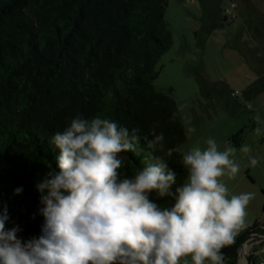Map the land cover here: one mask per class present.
I'll list each match as a JSON object with an SVG mask.
<instances>
[{"label":"trees","instance_id":"trees-1","mask_svg":"<svg viewBox=\"0 0 264 264\" xmlns=\"http://www.w3.org/2000/svg\"><path fill=\"white\" fill-rule=\"evenodd\" d=\"M168 0H0V215L7 209L6 230L19 226L26 242L42 234L44 217L36 184L59 149L52 136L73 118L113 120L138 129L139 148L148 151L150 130L165 137V151L181 148L187 135L173 89L158 90L156 64L174 42L165 19ZM264 90V77L245 93ZM230 140L241 148L243 129ZM182 151L165 156L177 173L176 185L188 177ZM143 152L125 157L121 178H134L145 167ZM157 155H164L158 151ZM22 187L19 195L14 193ZM161 208L175 200L151 194ZM264 234L256 221L234 245L221 251L226 264H237L247 236ZM252 264L256 255L251 254Z\"/></svg>","mask_w":264,"mask_h":264},{"label":"clouds","instance_id":"clouds-1","mask_svg":"<svg viewBox=\"0 0 264 264\" xmlns=\"http://www.w3.org/2000/svg\"><path fill=\"white\" fill-rule=\"evenodd\" d=\"M138 132L99 116H77L56 132L51 143L59 149V170L49 164L36 184L43 205L42 234L22 241L18 225L6 230L4 209L0 264H189L188 257L191 264H226L221 250L234 245L247 227L246 210L255 195L229 198L223 178L233 180L239 174L240 165L232 158L237 150L221 151L209 138L206 148L183 152L188 177L173 191L177 173L165 156L181 150L165 151V137L153 126L152 138L144 137V151ZM255 132L259 135L261 129ZM240 151L248 155L250 166L259 163L249 145ZM127 152L144 153L145 167L134 178H121L118 171L126 159L120 154ZM22 192V187L14 190L16 195ZM152 193L175 203L161 208Z\"/></svg>","mask_w":264,"mask_h":264},{"label":"rangeland","instance_id":"rangeland-1","mask_svg":"<svg viewBox=\"0 0 264 264\" xmlns=\"http://www.w3.org/2000/svg\"><path fill=\"white\" fill-rule=\"evenodd\" d=\"M229 1L237 3L236 18L225 13ZM220 9L226 18H218ZM165 19L174 42L156 64L159 75L154 84L158 90L173 89L187 135L182 152L206 148L209 138L221 151L228 147L237 150L232 158L240 172L233 180L223 178L229 198L255 194L246 210L247 227L238 239L254 222H264V90L249 97L245 93L264 69V45L258 38H264V0H168ZM189 128L195 131L189 132ZM240 129L242 146L249 145L251 155L259 160L255 167L230 140ZM255 252L260 264L264 261L263 240L248 243L249 259ZM187 259L191 264V257Z\"/></svg>","mask_w":264,"mask_h":264},{"label":"water","instance_id":"water-1","mask_svg":"<svg viewBox=\"0 0 264 264\" xmlns=\"http://www.w3.org/2000/svg\"><path fill=\"white\" fill-rule=\"evenodd\" d=\"M255 238H258V239H261L264 241V234H251V235L246 237V239L243 241V243L241 244V247L239 249V256H238L237 264H239V262H240L241 252H242V249L244 248V246L248 245V243ZM247 264H252V261L249 259L248 254H247Z\"/></svg>","mask_w":264,"mask_h":264},{"label":"built area","instance_id":"built-area-1","mask_svg":"<svg viewBox=\"0 0 264 264\" xmlns=\"http://www.w3.org/2000/svg\"><path fill=\"white\" fill-rule=\"evenodd\" d=\"M236 8H237V3L234 1L233 2L229 1V7L225 11L226 15H230L232 18H236L237 17ZM254 254H256V252ZM260 264H264V261H261Z\"/></svg>","mask_w":264,"mask_h":264},{"label":"crops","instance_id":"crops-1","mask_svg":"<svg viewBox=\"0 0 264 264\" xmlns=\"http://www.w3.org/2000/svg\"><path fill=\"white\" fill-rule=\"evenodd\" d=\"M223 12H224V11H223L222 9H220V13H219V15H218V18L220 17V19H221V17L224 18V16H225V18H226V15H224ZM223 15H224V16H223ZM258 38H259L261 44L264 45V38H263V37H259V36H258ZM258 60H259V59H258ZM261 64L263 65L262 62H261ZM257 66H260V64H257ZM261 77H264V69H260V74H259L258 79L261 78ZM258 79H257V80H258ZM257 80H256V81H257ZM256 81H254V82H256ZM254 82L250 83L249 86H251ZM249 86H248V87H249ZM248 87H247V88H248ZM247 96L249 97V95H247ZM257 251H258V250H257ZM257 251H256V252H257Z\"/></svg>","mask_w":264,"mask_h":264},{"label":"bare ground","instance_id":"bare-ground-1","mask_svg":"<svg viewBox=\"0 0 264 264\" xmlns=\"http://www.w3.org/2000/svg\"><path fill=\"white\" fill-rule=\"evenodd\" d=\"M247 254H248V245H245L241 252V259L239 264H247Z\"/></svg>","mask_w":264,"mask_h":264}]
</instances>
